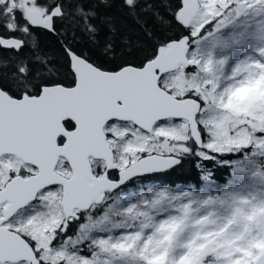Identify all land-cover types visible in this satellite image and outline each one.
Segmentation results:
<instances>
[{"label": "snow or ice", "instance_id": "obj_1", "mask_svg": "<svg viewBox=\"0 0 264 264\" xmlns=\"http://www.w3.org/2000/svg\"><path fill=\"white\" fill-rule=\"evenodd\" d=\"M0 264H264V0H0Z\"/></svg>", "mask_w": 264, "mask_h": 264}, {"label": "trees", "instance_id": "obj_2", "mask_svg": "<svg viewBox=\"0 0 264 264\" xmlns=\"http://www.w3.org/2000/svg\"><path fill=\"white\" fill-rule=\"evenodd\" d=\"M226 179V174L221 177V181ZM197 182V177L195 175V171L193 170L191 173L184 172V173H175L171 177H169L166 181H163L164 184H170L175 185L176 183L181 184L182 186H185L188 182ZM178 191V190H177ZM145 192H147V189H145Z\"/></svg>", "mask_w": 264, "mask_h": 264}, {"label": "rangeland", "instance_id": "obj_3", "mask_svg": "<svg viewBox=\"0 0 264 264\" xmlns=\"http://www.w3.org/2000/svg\"><path fill=\"white\" fill-rule=\"evenodd\" d=\"M245 95H248V93H246ZM245 191H247V190H245ZM220 211H221V213H223V209H220Z\"/></svg>", "mask_w": 264, "mask_h": 264}]
</instances>
